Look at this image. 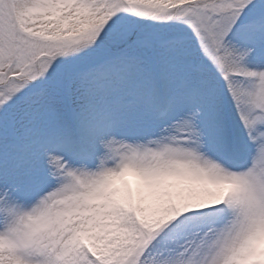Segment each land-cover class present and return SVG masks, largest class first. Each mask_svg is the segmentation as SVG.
Returning a JSON list of instances; mask_svg holds the SVG:
<instances>
[{
  "label": "snow or ice",
  "instance_id": "snow-or-ice-1",
  "mask_svg": "<svg viewBox=\"0 0 264 264\" xmlns=\"http://www.w3.org/2000/svg\"><path fill=\"white\" fill-rule=\"evenodd\" d=\"M0 264H264V0H0Z\"/></svg>",
  "mask_w": 264,
  "mask_h": 264
}]
</instances>
